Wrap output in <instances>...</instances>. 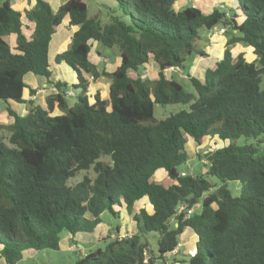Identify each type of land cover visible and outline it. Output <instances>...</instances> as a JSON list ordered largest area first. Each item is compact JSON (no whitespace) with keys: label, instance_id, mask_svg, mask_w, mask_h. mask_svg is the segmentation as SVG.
I'll list each match as a JSON object with an SVG mask.
<instances>
[{"label":"trees","instance_id":"16d2710c","mask_svg":"<svg viewBox=\"0 0 264 264\" xmlns=\"http://www.w3.org/2000/svg\"><path fill=\"white\" fill-rule=\"evenodd\" d=\"M177 1L111 0V9L104 7L109 20L102 24L98 15L88 16L85 0H66L56 11L33 0L22 12L11 0H0V101L26 105L23 116L8 106L9 122L0 124L5 264H16L23 252H60L62 233L71 241L91 234L103 214L118 220L121 210L132 215L137 234L118 241L119 226L112 227L113 239L104 238L102 249L75 255L73 264H168L186 229L196 241L181 264H264V0H222L229 19L222 9L206 13ZM115 10L119 17H112ZM24 21L33 25L29 36ZM64 21L77 30L55 62L73 73L70 90L81 89L82 95L71 90L70 106L68 87L55 83L56 93L42 108L23 99L26 91L34 93L23 77H49V43ZM217 26L227 27L226 47L201 78L187 73L191 91L166 78L168 69L187 71L194 56L208 58L199 42ZM92 43L118 50L120 63L112 73L89 61ZM238 43L251 49L252 61L234 57ZM149 60L158 66L152 81L138 73ZM100 78L110 81L107 95L100 99L97 93L90 101L88 83ZM178 104L185 109L154 120V105ZM206 137L227 142L202 157L195 154L205 164L204 175L219 182L216 187L202 174L180 170L188 161L187 139L199 146ZM241 138L245 143L237 144ZM158 171L169 184L154 180ZM227 182L241 185L238 197L230 195ZM143 199L150 210L136 213ZM149 233L157 234L156 254L140 242Z\"/></svg>","mask_w":264,"mask_h":264},{"label":"rangeland","instance_id":"374dc122","mask_svg":"<svg viewBox=\"0 0 264 264\" xmlns=\"http://www.w3.org/2000/svg\"><path fill=\"white\" fill-rule=\"evenodd\" d=\"M44 1L50 2L51 4H53V2H55V3L58 2V4L60 2V4H63L65 0H44ZM85 1L87 3V10H88V16L89 17L96 14L99 16V20L102 24H105L108 22L109 14L104 10V7L109 6L111 9V7H112L110 5L111 0H85ZM180 1H183V3L185 2V3H188V4L193 5V6H196V4H194V3H197L196 0H180ZM206 2L209 3L208 0H206ZM24 4H26V5H24ZM33 4H34L33 0H11V6L19 12H22L24 9L31 8L33 6ZM222 4L223 3L219 2V4H217V6L222 7L223 6ZM116 16L119 17V14H117L116 10H115V14H113L112 17H116ZM219 27H221V26H217L215 29H218ZM25 32L27 34H29L30 30L27 29V30H25ZM225 33L222 35L223 37L220 35L214 39H211V36H210L211 32H210L209 34H206L208 36V40L206 42L204 40H202V42L201 41L199 42L200 46H202V45L206 46V48L204 47V50H205L206 56L208 57L207 59H204L203 57H199V56H194L192 58V60H190V62L187 63V67H188L187 71L182 72L178 68H175L173 70L168 69L164 72L165 76L167 78H172L173 80L183 84L185 89L188 92L191 91V87H190V84H189V81L187 78V73H189L190 76H194L198 73L200 75V73L202 74V71L204 69L213 67L214 62L219 60L222 57V53L224 51V48L226 47L228 35ZM97 45H98L99 52L102 54V56L104 58L108 59V61L110 63L116 62V60H117L116 58L118 57V50L116 48L108 49V48L102 47L99 44H97ZM231 51H232L234 57H236L238 55H243V57L247 61H252L254 59V56L251 52V49L249 47L243 45V44H240V43L236 44L235 46L232 47ZM98 65H99L98 67L101 69L102 61L98 62ZM138 72H142V67H140L138 69ZM131 75L135 76V74H131ZM199 75H197L196 77H199ZM143 77L146 80H150L149 76H147V74ZM107 81L110 82L109 80H107L105 78L100 79L101 84H105ZM71 90L69 89L66 92V93H69L67 95V97H68L67 101H68L70 106L73 105V103L75 102V98H74V96H72L73 93L71 92ZM260 90H264V76L261 77ZM73 92H74V94L82 95L81 89L74 90ZM86 92H87V94L85 93V95L90 98V101H92L93 95L88 94V90H86ZM97 93L99 94V97H100V92H97ZM105 97H106V95H104V98ZM8 106L12 109L11 105H7V104L0 101V124H5V123L9 122V117L6 114V108ZM184 109H185V106L180 105V104H178V105H167V106L154 105V107H153V118L155 121L163 120L166 117H168L169 115L177 113V112L184 110ZM1 133H2V131H0V134ZM3 135H5V133H3ZM204 140L205 141L201 145L198 146L195 143H193L191 140L187 139V141H189V143H190L189 144L190 146H187L185 149V151L188 155V161L185 165L180 167V170H182V172H184L186 174H191V175L202 174L209 181V183L211 185H214L216 187L219 185V182L213 177H209V176L204 175V172H205L204 165L205 164H203L201 161H199L195 154L202 157L207 152H211V151L217 150L219 148H222L225 144H227V142L220 141L217 138L209 139L207 137ZM244 143H245V141L242 138L237 141V144H244ZM103 160L108 161V158L104 157ZM83 174H80L78 179H80L83 176ZM87 175H89L90 177H93V173L91 171L87 172ZM156 177H157L155 179L156 182H161L164 184L167 183V181H165L164 178H161L159 176H156ZM226 188L229 190L230 195L232 197H238L240 194L241 185L238 182H227ZM203 196H205V194ZM140 209H149V207H148L147 203H144V201H141L135 207V212L137 213ZM101 217L106 222V224L103 223L100 225L101 234H100L99 239L105 237V235L107 234V231H108L107 229L109 226H111V227L119 226L120 227L121 225H124V228L126 229V231L128 230L127 231L128 233H132L131 231H133V230H131V227L134 224V220L132 218V215H127L125 212H122V221H120V223L118 222L117 219H114L108 213L103 214ZM111 233L113 234V231H111ZM63 236H64V234L62 233L61 239L63 238ZM107 237H110V235H108ZM156 237H157V234H155V233H149L145 236L144 235L140 236V242H148V247L153 254H156V246H155ZM89 239L90 238L88 237V235H84L79 240H80L81 244L83 245L84 243H89ZM111 239H113V238H111ZM104 244H105L104 242L97 243L95 245V249L96 248L102 249ZM84 245H86V244H84ZM59 246H60V244H59ZM65 246L67 247V244ZM87 251H88L87 249L81 248L76 253L79 255H84V253H86ZM75 259H76V256L74 255V253L69 252V251H61V248H60V252H53V251H48V250L41 251V252H33V254L30 257H25L23 260H20L16 264H73V261ZM171 263H173V262H171Z\"/></svg>","mask_w":264,"mask_h":264},{"label":"crops","instance_id":"0c3cea01","mask_svg":"<svg viewBox=\"0 0 264 264\" xmlns=\"http://www.w3.org/2000/svg\"><path fill=\"white\" fill-rule=\"evenodd\" d=\"M221 1L222 0L212 1V3H207V2H203V1H196L197 3H195V4H197L202 9H205L206 13H210L213 10L212 5L213 4L217 5V4H219V2L223 3ZM48 4L50 5V7L52 8L53 11H56L58 9V7L61 5L60 2H59V4H58V2H56V3L53 2V4L48 2ZM24 5H26V4H24ZM185 5H187V3H185V2L183 3V1H180V0L177 1V6L183 7ZM218 9L219 10L222 9L223 12L228 10V9L226 10V8L223 6L222 7L219 6ZM94 15H96V14H94ZM24 25H27V28L30 30L29 34H27L25 32V29H24L25 34L27 36H29L31 33L33 25L27 23L26 21H24ZM219 28H221V27H219ZM76 30L77 29L75 27L68 26L67 21H64L60 26H58L56 32L53 34V36L51 38V41L49 43V48H48V70H49L50 75L48 78H46V77H42V76H35L31 73H28L23 77L24 83L30 89H32L34 91L33 95H28L27 91L24 93L23 99L25 101H32V103L34 105L44 108V100L47 96L53 94L51 90H52V87H54L55 83L60 82V83L66 84V87H68V89L71 88V85L74 82L73 73L62 62L56 63L55 57L59 54H62L63 52H65L69 49L72 34ZM8 41H9L10 46H12L14 38L9 37ZM91 45H92L91 51L88 55L89 61L94 66H96V68L99 71H105L107 73H112L120 63L119 57L116 58L117 59L116 62L110 63L108 61V59L104 58L102 56V54L99 52L97 43H92ZM205 48H206V46H205ZM204 52H205V50H204ZM100 61H102L101 69L98 67L99 66L98 62H100ZM144 71H147V76H149V79L151 81L155 80L157 78L158 66L152 60H149L148 64H146L142 67V72H138L142 78H144L142 76ZM131 74H132V72H131ZM188 75H189V73H188ZM197 75H199V73L192 76V77H196ZM198 78H201V73H200ZM86 79H87V77H86ZM100 79H102V78H100ZM100 79H98L96 81H89L88 86H87V90H88V94L93 95V96L95 94H97V92H100V98L103 99L104 95H107V88H108L110 82L107 81L105 84H101ZM105 79H107V78H105ZM107 80H109V79H107ZM86 94H87V92H86ZM10 105L12 107V110L15 111L17 113V115L23 116L25 114V112H26V105L25 104L11 103ZM5 124H7V123H5ZM2 125H4V124H2ZM189 144H190L189 141H187L185 149L187 146H190ZM156 176L164 178V180L167 181V183H165V185L169 184L170 180L166 177V174L163 171H158L154 176V180L157 178ZM159 183H161V182H159ZM161 184H164V183H161ZM141 201H144V203H147L145 199H143ZM147 205H148V203H147ZM148 207H149V205H148ZM145 210L149 211L150 207H149V209H145ZM122 212H125V211L124 210L120 211V217L118 219L119 223H120V221H122ZM103 223L106 224V222L104 220L101 224H103ZM101 224H99L97 226V228L94 230L93 233H91V234H77L73 238L72 241L69 239V237L67 235L64 234L63 238L60 240V243H59L61 251H69V252L74 253V255H76V256H81V255L76 253L81 248L87 249L88 251L86 253H88L89 251L96 250L97 248L95 249V245L99 242H102V240L104 238H106L108 235H110V237H109L110 239L114 238L112 233H111L112 227L109 226L107 229L108 231H107V234L105 235V237L99 239L100 234H101V232H100V225ZM131 230H133V231H131L132 233H128L127 232L128 230L126 231V229L124 228V225H121L118 229V235L122 234V233H128L130 236L133 234H136L138 231H137V227H136L135 222H134L133 226L131 227ZM84 235H88V237L90 238L89 243H84L86 245H84V244L82 245L80 240H79ZM195 241H196V239H195L193 232L189 229L184 230V232L181 234V236L179 237V240H178V242L180 243V247H179L177 253L174 255V257H171L168 260V264H181V263L187 261L188 257L194 253ZM66 244H67V247L65 246ZM73 245L77 247L78 251H76V252L72 251L71 246H73ZM86 253H84V255ZM32 254H33V252H23L22 253V260L25 257H30ZM171 262H173V263H171ZM0 264H5L1 258H0Z\"/></svg>","mask_w":264,"mask_h":264},{"label":"built area","instance_id":"2783aa9c","mask_svg":"<svg viewBox=\"0 0 264 264\" xmlns=\"http://www.w3.org/2000/svg\"><path fill=\"white\" fill-rule=\"evenodd\" d=\"M219 7L217 6V5H215V4H213L212 5V9H218ZM224 16H225V18L226 19H229L230 18V15H229V13L227 12V11H224ZM226 30H227V27H221V28H219V29H215L214 28V30H212L211 31V34H210V36H211V39H214V38H216V37H218V36H220V35H223L225 32H226ZM173 69H175V68H173ZM173 69H171V70H173ZM147 74V71H144L143 72V74H142V76H145ZM52 93H56V89H55V87H52ZM68 90H66V92H67ZM65 92V93H66ZM69 93H66V95H68ZM181 176H184V174H181ZM184 210V208L183 207H180L179 209H178V212H182ZM186 215L187 216H189V215H191V213H192V210L190 209V210H187L186 212ZM130 235L128 234V233H122V234H119L118 236H117V240L118 241H121V240H125V239H127L128 237H129ZM179 247H180V243L178 242L177 243V245H176V247L174 248V250L172 251V254H176L177 253V251H178V249H179ZM71 249H72V251L73 252H76V251H78L77 250V247L76 246H71ZM166 257H169V254H166ZM144 263H146V259L144 260Z\"/></svg>","mask_w":264,"mask_h":264}]
</instances>
